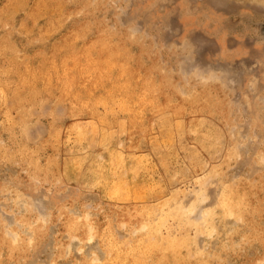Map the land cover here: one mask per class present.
Returning a JSON list of instances; mask_svg holds the SVG:
<instances>
[{"label": "rangeland", "instance_id": "obj_1", "mask_svg": "<svg viewBox=\"0 0 264 264\" xmlns=\"http://www.w3.org/2000/svg\"><path fill=\"white\" fill-rule=\"evenodd\" d=\"M0 231V264H264V0H0Z\"/></svg>", "mask_w": 264, "mask_h": 264}, {"label": "bare ground", "instance_id": "obj_2", "mask_svg": "<svg viewBox=\"0 0 264 264\" xmlns=\"http://www.w3.org/2000/svg\"><path fill=\"white\" fill-rule=\"evenodd\" d=\"M80 52V51H79ZM83 52V51H82ZM91 52V51H90ZM113 54V53H112ZM89 57V56H88ZM79 58V57H78ZM77 58V59H78ZM76 59V60H77ZM75 60V61H76ZM88 60V59H87ZM78 61V60H77ZM79 61H80V59H79ZM78 61V62H79ZM122 63V62H121ZM82 64V63H81ZM86 64H87V67L86 68H88V67H90V64H91V66L92 65H94L96 68L94 69V71L96 72V75H97V73H99L98 75H100V72L103 70V64H105V61H104V59L102 58V60H101V58H100V60H97V61H91V63L90 62H86ZM119 64V63H118ZM77 66V65H76ZM81 66V65H80ZM123 66H125V65H123ZM117 67H120V65H118ZM70 68V67H69ZM76 68H78V67H76ZM81 68V67H80ZM82 69V68H81ZM84 70H85V68H83ZM110 69V68H109ZM72 70H73V67H72ZM71 70V71H72ZM105 71H108V68L107 69H104ZM77 71V70H76ZM104 71V72H105ZM120 71V70H119ZM83 72V71H82ZM82 72H80V75H82ZM87 72V71H86ZM103 72V71H102ZM102 72H101V74H102ZM77 73V72H76ZM84 73V72H83ZM122 73V72H121ZM65 74V73H64ZM73 74V73H72ZM87 74V73H86ZM106 74V73H105ZM128 74V73H127ZM84 75V74H83ZM126 75V74H125ZM66 76V75H65ZM86 76V75H85ZM73 77V76H72ZM78 77V76H77ZM87 77V76H86ZM124 77V76H123ZM76 79V78H75ZM86 79V78H85ZM83 79L81 78V81H82ZM71 81V80H70ZM84 81V80H83ZM89 82V81H88ZM90 83V82H89ZM92 83H93V81H92ZM91 83V84H92ZM74 84H76V83H74ZM71 85V84H70ZM80 85H82L81 83L79 84V86ZM93 85V84H92ZM125 85H126V83H125ZM149 85H151V84H149ZM88 87H89V85H87ZM149 87V86H148ZM87 88V87H86ZM121 88H123V87H121ZM125 88V87H124ZM126 89V88H125ZM127 91H126V94H125V97L127 98L128 97V93H129V91L131 90V87H127V89H126ZM122 92V91H121ZM125 92V91H124ZM70 93V92H69ZM67 95V94H66ZM70 95V94H69ZM74 96V95H73ZM74 98H77V96L76 97H74ZM81 98V97H80ZM171 99V98H170ZM173 100H175L174 98H173ZM76 101H77V99H76ZM78 102V101H77ZM169 102V101H168ZM172 102V101H171ZM87 103V102H86ZM85 103V104H86ZM91 103V102H90ZM82 104V103H81ZM139 104V103H138ZM167 104V103H166ZM90 105H93L92 103L90 104ZM89 105V106H90ZM83 106V105H82ZM127 107V106H126ZM178 107V106H177ZM184 106H182V108H183ZM180 108V107H179ZM88 109H90V108H88ZM91 110V109H90ZM133 112V111H132ZM136 113V112H135ZM135 113L134 114H132V115H135ZM133 118H134V116H133ZM176 125H177V127H178V123H176ZM91 127V126H90ZM85 128V127H84ZM83 131V130H82ZM172 134V133H171ZM233 202V201H232ZM255 207V206H254ZM252 209H253V207H252ZM252 211H254V210H252ZM259 211V210H258ZM64 212V211H63ZM243 212V211H242ZM67 213V212H66ZM72 217V216H71ZM1 232V231H0ZM2 234H3V232H2ZM3 238V237H2ZM21 239V238H20ZM2 240V239H1ZM19 241V240H18ZM20 242H21V240H20ZM6 243V242H5ZM12 244V243H11ZM15 247V246H14ZM13 249V248H12ZM88 258V257H87ZM89 259V258H88ZM85 260L84 262H91L92 264H96L98 261H97V258H91L90 260ZM87 264H89V263H87Z\"/></svg>", "mask_w": 264, "mask_h": 264}]
</instances>
